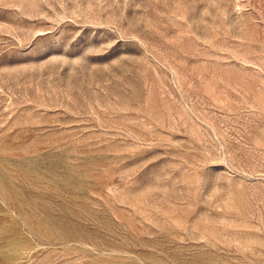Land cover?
Returning <instances> with one entry per match:
<instances>
[{"label": "rangeland", "instance_id": "rangeland-1", "mask_svg": "<svg viewBox=\"0 0 264 264\" xmlns=\"http://www.w3.org/2000/svg\"><path fill=\"white\" fill-rule=\"evenodd\" d=\"M0 264H264V0H0Z\"/></svg>", "mask_w": 264, "mask_h": 264}]
</instances>
